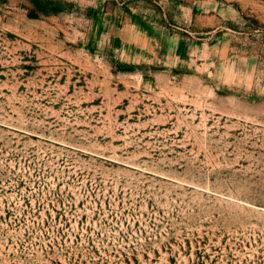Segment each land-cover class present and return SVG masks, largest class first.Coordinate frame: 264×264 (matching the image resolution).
Returning a JSON list of instances; mask_svg holds the SVG:
<instances>
[{
  "label": "rangeland",
  "instance_id": "1",
  "mask_svg": "<svg viewBox=\"0 0 264 264\" xmlns=\"http://www.w3.org/2000/svg\"><path fill=\"white\" fill-rule=\"evenodd\" d=\"M0 264H264V0H0Z\"/></svg>",
  "mask_w": 264,
  "mask_h": 264
}]
</instances>
